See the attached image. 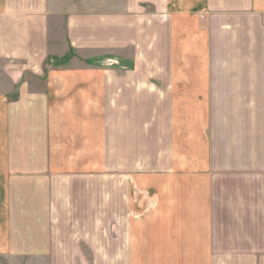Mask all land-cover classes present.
Wrapping results in <instances>:
<instances>
[{
	"label": "crops",
	"instance_id": "0c3cea01",
	"mask_svg": "<svg viewBox=\"0 0 264 264\" xmlns=\"http://www.w3.org/2000/svg\"><path fill=\"white\" fill-rule=\"evenodd\" d=\"M0 60V256L83 257L69 229L110 180L130 209L156 196L171 233L121 234L102 264H264V0H0ZM15 181L44 190L22 240Z\"/></svg>",
	"mask_w": 264,
	"mask_h": 264
},
{
	"label": "rangeland",
	"instance_id": "374dc122",
	"mask_svg": "<svg viewBox=\"0 0 264 264\" xmlns=\"http://www.w3.org/2000/svg\"><path fill=\"white\" fill-rule=\"evenodd\" d=\"M8 64V60H0V77H4L5 75L2 73L5 65ZM9 65V64H8ZM53 69H65L66 67L59 64H56ZM65 67V68H64ZM74 67V66H73ZM15 67L12 66V69ZM25 71H29L27 69H24ZM49 71H51V64L46 63L43 68V74H47ZM53 72V71H52ZM28 73V72H25ZM24 73V79L22 85L26 82L28 85L32 86L33 83L30 81L29 77L26 76ZM4 81H6L4 79ZM25 83V84H26ZM9 85V84H7ZM36 85H41L40 83H37ZM10 86V85H9ZM21 86V84H20ZM36 87V86H33ZM16 89V88H15ZM13 93H16L15 91ZM19 93L14 98H11V102L17 103L20 100ZM29 110V109H24ZM13 123L17 126V124H24L26 133V128H30V126H34L38 132L42 135H45V133L41 130V128L45 124V116L43 115L40 117L39 115H26V112L24 114H18L16 117L14 116ZM23 132V133H24ZM31 133V131H29ZM23 150V147L21 148ZM32 153V160L36 159L37 156L34 154L35 149H31ZM41 156V155H40ZM39 156V158H40ZM23 157V156H22ZM24 158V157H23ZM22 158V159H23ZM38 158V159H39ZM23 162V161H20ZM20 175L24 174L25 176H32L34 174H41V170H43V166L40 163V166L38 169L31 170V167L25 168V163H20ZM31 164V163H29ZM90 175V174H86ZM108 180H106L107 182ZM103 182V181H102ZM105 182V183H106ZM18 185V186H17ZM78 189L80 190L83 188L85 191H87V199L89 200V191H93L94 188H96V183L92 182L90 183L89 180H86V184H81L80 181L77 182ZM105 186V184H104ZM111 183L110 180L107 184V188H105V196L104 199L101 201H93L91 200V204H84V210H81L79 212H76L79 214L77 219L74 220V222L78 223L79 225L74 226L72 228H68L70 232L76 234L82 241L81 246L84 247V256L82 257L83 253H79V257L77 255H74L76 253H72L71 257L67 258H59V259H53L52 257H49V254L46 255L42 251V245L41 240L42 237L38 236V234H35V240H38L39 242L35 241L34 245L31 244V247L35 246L36 248V254H29L26 250H20V244L22 242H19L18 244L14 245V248H16L13 253L10 254L8 257H2L0 256V264H102L103 261H111L110 259V252L112 250V247L114 245V242L117 239V236L119 235H126L132 236L131 240L135 241V246H138V244L145 245V242L143 241V237H149V236H159V235H165L167 233H171L170 223L168 221H163L161 217L159 216L158 208L152 202L151 199L155 198L156 196L142 191V190H136V196L134 199V202L132 203L134 208H129L127 203H122L120 198L114 197V199H118L119 202L115 203L112 201V198L109 194L111 191ZM17 187L16 192V201L17 206L19 207V215L18 218L20 219L18 221L19 224H17L19 229L18 234L15 233L14 237L18 235L20 240L27 238V231H29L31 228H35L36 226H32L34 221H31V215L29 213L28 209H33L35 211L34 218L35 221L38 223L39 220H43L45 217H42V212L36 211L38 208V201L39 198L44 194L43 187L40 183L36 186L35 191H31L29 186L21 187L20 183L15 181V188ZM98 188H100L98 186ZM96 192L98 189H94ZM108 193V194H107ZM32 194L34 197L32 198ZM86 197L83 199L86 200ZM14 210H16V202L13 201ZM82 206V205H80ZM83 207V206H82ZM123 208L124 211H120L118 215L119 209ZM157 209V210H156ZM157 211V213H155ZM153 213V214H152ZM30 215V216H29ZM30 224V226H28ZM134 236H136V239H134ZM96 238L99 240V242H96ZM154 240H152L153 242ZM74 242H76L74 240ZM73 242V243H74ZM72 243V244H73ZM48 244V243H47ZM77 245V244H75ZM103 246V252H97L93 250V247H102ZM87 249H86V248ZM28 254H25V253ZM42 254V255H41ZM101 256H106L108 258H103ZM151 260V259H150ZM137 259H135V262Z\"/></svg>",
	"mask_w": 264,
	"mask_h": 264
}]
</instances>
